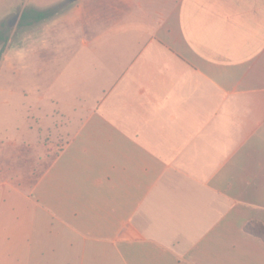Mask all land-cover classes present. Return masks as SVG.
<instances>
[{
  "label": "crops",
  "instance_id": "crops-1",
  "mask_svg": "<svg viewBox=\"0 0 264 264\" xmlns=\"http://www.w3.org/2000/svg\"><path fill=\"white\" fill-rule=\"evenodd\" d=\"M52 99L0 264H264V0H81V97Z\"/></svg>",
  "mask_w": 264,
  "mask_h": 264
},
{
  "label": "rangeland",
  "instance_id": "rangeland-1",
  "mask_svg": "<svg viewBox=\"0 0 264 264\" xmlns=\"http://www.w3.org/2000/svg\"><path fill=\"white\" fill-rule=\"evenodd\" d=\"M27 9L52 15L21 25ZM52 97H81V0H0V181L26 188L56 155L60 133L48 137L43 126Z\"/></svg>",
  "mask_w": 264,
  "mask_h": 264
},
{
  "label": "trees",
  "instance_id": "trees-1",
  "mask_svg": "<svg viewBox=\"0 0 264 264\" xmlns=\"http://www.w3.org/2000/svg\"><path fill=\"white\" fill-rule=\"evenodd\" d=\"M51 15V10H23L21 14L20 24H31L33 21H40ZM247 230L252 233L264 236V226L262 224L255 223L253 225H247Z\"/></svg>",
  "mask_w": 264,
  "mask_h": 264
},
{
  "label": "water",
  "instance_id": "water-1",
  "mask_svg": "<svg viewBox=\"0 0 264 264\" xmlns=\"http://www.w3.org/2000/svg\"><path fill=\"white\" fill-rule=\"evenodd\" d=\"M71 1H72V0H71ZM18 17H19V14H16V15L12 18L10 24H13V23L17 20Z\"/></svg>",
  "mask_w": 264,
  "mask_h": 264
}]
</instances>
